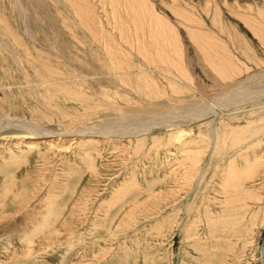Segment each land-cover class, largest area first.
<instances>
[{"label":"rangeland","instance_id":"374dc122","mask_svg":"<svg viewBox=\"0 0 264 264\" xmlns=\"http://www.w3.org/2000/svg\"><path fill=\"white\" fill-rule=\"evenodd\" d=\"M149 1L177 31L180 69L188 70L191 86L158 74L152 81L158 89L154 97L146 93L153 88H131L113 75V63L78 24L70 3L0 0L5 32L0 33V221L6 222L0 233L16 228L8 241L19 264H264V207L256 200L264 199V112L238 115L242 125L250 117L253 123L220 134L214 150L208 126L219 133L222 127L213 118L200 126L155 132L140 144L134 138L53 137L51 151L37 143L40 138L22 134L19 123L10 125L25 122L50 130L101 124L112 114L160 113L174 106L175 96H197L192 89L212 101L232 81L210 66L211 57L232 53L233 65L245 72L237 80L254 72L252 58L264 61L258 37L233 15L240 9L257 19L264 0H174L187 16L200 20L209 40L189 34V27L176 21L171 0ZM97 4L94 10L103 14ZM214 6L226 26L223 33L205 16ZM101 20L105 25L106 18ZM169 80L173 84L166 85ZM176 88L183 93L175 94ZM24 204L34 212L30 220L22 216ZM42 217L59 232L51 239L34 236L35 244L23 252L24 229Z\"/></svg>","mask_w":264,"mask_h":264},{"label":"bare ground","instance_id":"6f19581e","mask_svg":"<svg viewBox=\"0 0 264 264\" xmlns=\"http://www.w3.org/2000/svg\"><path fill=\"white\" fill-rule=\"evenodd\" d=\"M64 1L71 4V6L73 7L74 14H75L74 15L75 19H77L78 24L86 27L89 30L90 34L92 35L91 36L92 40L96 42V44L102 49V51L106 53L105 55H107L111 63H113V67L115 68V72L113 75L117 76L120 79L127 80V85L129 86L130 84L131 88H136V87H139V85H141L140 87L144 88L147 91V88L151 87L153 88V90L150 88L148 89H150L152 92H149L150 91L149 90L146 93L148 95H151V97L152 96L154 97L158 93V89L152 84V81L154 80L155 82V77H154L155 75H158V74L163 75V73L166 74V76L168 77H173L174 79H177L178 81L179 80L183 81V84L184 82L186 84L190 83V82H187L188 78H186V73H185V71H188V70H186L185 67H183V69H180V65L182 64H180L181 62L179 63V60L181 57L182 50L178 43L177 31L175 30V27L174 28L172 27V24H170L167 20H164L157 15V13L155 12L153 8V5H151L149 0H64ZM92 2L94 5H92ZM97 3L101 5L100 8L103 10V14H100L98 13L97 10L96 11L94 10ZM171 4H172L170 5L172 6L171 9L177 17L176 21L180 25H185L183 27H186V26L189 27V29L187 28L189 31V34L191 35L193 34L195 35V37L199 39L202 36L201 38L209 40L208 36H203V34L205 33H203L204 31L202 32L204 28L201 29V26L199 23L200 20L196 18L193 19L191 14L187 16L188 13L185 12L186 9L180 8L181 6L179 7V5L176 4L174 0H171ZM213 8L211 9L209 8L207 11L205 10L207 12L205 13V16L208 14L210 19H207V20L211 21L212 26H214L217 29V31H219V33H223L226 29V26L222 24V19L220 17L219 9L216 6H214ZM107 9H109L108 13H107ZM234 11H232L234 12L233 14L234 16L242 18L244 21H246V23L249 25L250 29L252 30L253 34L256 37H258L260 47L264 51V30H263L264 29V11H262V13L257 11V15H256L257 19H254L255 17L251 18L252 16L248 15V13H245V12L241 13L240 9L239 10L237 9ZM101 17L106 18L105 25L103 23V20H101ZM1 25H0V33L1 32L3 33L4 29L1 28ZM70 28L71 27L69 26L68 29ZM113 31H116L117 34H113ZM114 35H116V37H114ZM228 38H230V35H228ZM213 41H216V40H213ZM216 43H219L218 40L216 41ZM222 44L223 43H221L220 45ZM0 45H2V43H0ZM211 45L216 46L215 43L212 41H211ZM21 46H22L21 43L17 44V48L20 49L22 48ZM224 46L225 45L223 44V47ZM205 47H207V45ZM1 49L4 50L3 46H1ZM4 51L6 52V50ZM231 54L232 53L230 52H224L221 56L219 57L215 56V58L214 56L211 57L209 55L211 57L209 60L210 66L214 68L215 70H217L218 72L219 71L220 72L222 71V73L225 72L226 78L232 81L231 86L226 87V89L222 90L218 94H215L214 95L215 97L212 101L211 100L208 101L204 99L202 97L203 95L202 96L198 95L200 93H198L197 90L195 91L194 89L191 88L197 96H193L192 98H187V99H183L184 97L182 98V97L175 96L174 98H171L173 102L175 101L174 106L171 109L163 110L160 113H152L149 115H139V114L125 115L123 113L122 115L112 114L108 118H106L104 122H101V124L95 123L90 126H87V125L86 126H77V125L64 126L62 125L64 127L62 126L55 127V129H50V130H48V128H44L38 125L29 124L25 122L11 121L13 123L10 125L15 124L16 126L17 125L16 123H19L16 126V128L19 127L22 130L21 131L22 134H24L25 136L27 135L28 138H33V137L40 138L41 140L37 141V143L39 144L40 142L41 144H44L45 146H47L49 151H51V150L56 149L53 142H55L56 140L58 141L59 139L68 137V136L69 137L70 136H75V137L85 136L83 138H86V139L88 137L90 138L92 137L93 141L96 140V142H99V140L100 142H102L101 140L109 139L111 137L115 138L116 140L127 138L128 141H131V139L134 138L135 142L140 144L144 141V138H143L144 136H147V135L151 136L152 134H155V132H161L163 130L168 131V132H171L174 130L176 131V130L184 128L185 126L191 127L197 124L199 125L200 123H203L204 121H206L208 118H213L212 121L214 122L215 120L218 119L222 127L221 132L219 133L210 124L208 126V131L211 134L210 137L212 138L210 147H212V149L214 150V148L217 147L216 142H218L220 134L222 135L227 132L234 133L236 129L240 130L239 128L241 129L247 128L249 124L253 123V121L251 120L252 117L249 116L250 117L249 118L247 116L249 119L245 121H248V122L246 123V125H242V123L240 122V118H238V115L244 114L246 116L254 112L256 113L264 112V61H261V59L252 58V60L250 61H252L253 63L252 68L254 72L250 76H247L246 78H244L243 80H237L235 76L239 77V75H241V73H243L244 71L243 72L241 70L239 71L238 67L236 68V66L233 65V62L235 61L231 60L232 59ZM132 56L138 58L139 63H138V66L136 65L137 66L136 69L133 68L134 64L132 62L133 61ZM217 58L218 60H216ZM234 69H235V73H233ZM229 70H231V73L234 77L231 74L227 73ZM237 70H238V73L236 74ZM245 70L248 72V69H245ZM229 75H231L232 77L231 76L229 77ZM157 79L159 80V78ZM167 84H170V85L173 84L172 80L167 81L166 85ZM188 85H189L188 87H191L190 84ZM181 90L182 89L178 90V88H176V91H173V92L175 94H180L181 92L183 93V91ZM187 92L186 94L188 95L189 93ZM246 102H247V105H246ZM217 109H219L221 113L216 112ZM197 130H198V127H197ZM9 132L10 131H8V133L6 132V134H9ZM205 132L207 131L205 130ZM13 136H16V135H13ZM8 137H10V135ZM53 137H57V139H55V141H52L53 139L50 140ZM44 138L46 139L43 141ZM81 141L83 140H80V142ZM88 141L89 140L87 139V142ZM29 145H33V143H29ZM28 148H30V146ZM258 198L256 199L257 201H259L257 202L258 205L261 204L264 207V199L263 198L258 199ZM21 210H23L24 212L22 216H25V220H30L31 219L30 215L34 213V212L30 213V211H32L31 207L29 205L24 204ZM47 211L49 212V209ZM33 218L34 216H32V219ZM43 218L44 217H42L41 219L37 221H34L35 223H37V225L33 223V224L28 225V227L25 226L26 228L24 230H26L27 233L24 231V233L22 234L23 235L22 237L24 239L22 240L19 239L20 247L24 249L23 252L30 250L29 248H31V245L34 243V239H35L34 236L44 235L45 238L51 239L53 235L59 232L57 228L54 227V223L48 222L46 221V219L44 220ZM3 219L4 218H2V220L0 221V224L6 223L5 221H3ZM19 226H20V230H22L21 223ZM15 229L16 228L9 230L8 232L0 233V252L2 253L1 257L2 255L5 256V260L4 259L0 260V264H19V261H17L18 254H17L16 248L12 247V244H11L12 240H14V238L13 239L11 238L12 236H14V233H16V231H14ZM66 231H68L67 228H66ZM9 239H11L10 241L11 243H9L8 241ZM23 252L21 253L23 254ZM22 254H20V257ZM92 260H94L93 257L91 261Z\"/></svg>","mask_w":264,"mask_h":264}]
</instances>
